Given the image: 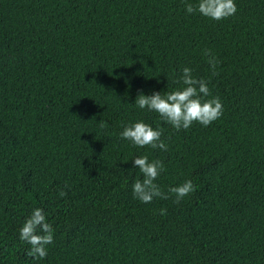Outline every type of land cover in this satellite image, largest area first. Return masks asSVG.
<instances>
[{
    "label": "trees",
    "instance_id": "16d2710c",
    "mask_svg": "<svg viewBox=\"0 0 264 264\" xmlns=\"http://www.w3.org/2000/svg\"><path fill=\"white\" fill-rule=\"evenodd\" d=\"M185 2L0 0V264H264V0L220 21ZM185 66L221 100L216 121L175 131L130 104ZM136 120L167 151L120 139ZM145 154L162 190L194 192L133 199ZM34 207L55 230L42 261L18 239Z\"/></svg>",
    "mask_w": 264,
    "mask_h": 264
},
{
    "label": "clouds",
    "instance_id": "9594fccd",
    "mask_svg": "<svg viewBox=\"0 0 264 264\" xmlns=\"http://www.w3.org/2000/svg\"><path fill=\"white\" fill-rule=\"evenodd\" d=\"M184 9L188 15L199 13L215 21L229 18L237 11L235 0H196L195 3L185 2ZM203 55L215 74L218 60L206 49L203 50ZM172 82L177 87L165 90L167 81L164 90H153L149 95L141 92L130 104L140 110L146 109L156 113L162 124L171 126L175 131L187 130L194 122L207 127L222 115L221 100L216 96L210 97L208 82L202 77L197 78L192 68L183 67L178 76H173ZM101 127H104L103 123ZM162 133L163 129L160 125L153 127L143 120H136L124 124L118 136L138 149L147 146L152 150L159 149L163 152L167 151L168 145L161 138ZM131 162L133 168L138 170L139 176L131 185L132 197L141 204H149L155 199L166 200L170 195L174 196V202L178 203L195 190L191 180H184L180 184L168 187L166 191L162 190L156 182L165 171V165L160 159H150L145 154L133 157ZM65 194L63 188L58 189L60 197ZM159 211L161 215L166 213L164 208ZM54 232L45 210L42 207H34L18 228V239L28 245L25 255L31 257L33 261L44 260L49 246L54 242Z\"/></svg>",
    "mask_w": 264,
    "mask_h": 264
}]
</instances>
